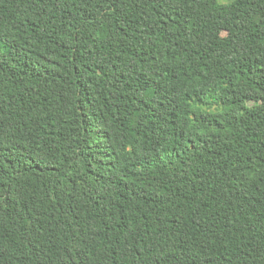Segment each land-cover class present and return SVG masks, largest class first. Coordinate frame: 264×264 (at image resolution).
<instances>
[{
    "label": "trees",
    "instance_id": "obj_1",
    "mask_svg": "<svg viewBox=\"0 0 264 264\" xmlns=\"http://www.w3.org/2000/svg\"><path fill=\"white\" fill-rule=\"evenodd\" d=\"M0 264H264V0H0Z\"/></svg>",
    "mask_w": 264,
    "mask_h": 264
},
{
    "label": "rangeland",
    "instance_id": "obj_2",
    "mask_svg": "<svg viewBox=\"0 0 264 264\" xmlns=\"http://www.w3.org/2000/svg\"><path fill=\"white\" fill-rule=\"evenodd\" d=\"M157 132V130H155V132L154 133H156Z\"/></svg>",
    "mask_w": 264,
    "mask_h": 264
}]
</instances>
